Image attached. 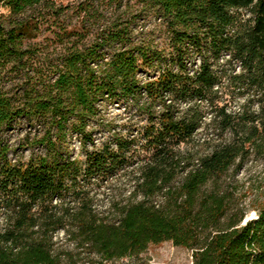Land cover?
Wrapping results in <instances>:
<instances>
[{"label": "trees", "instance_id": "trees-1", "mask_svg": "<svg viewBox=\"0 0 264 264\" xmlns=\"http://www.w3.org/2000/svg\"><path fill=\"white\" fill-rule=\"evenodd\" d=\"M148 18L158 30L136 33ZM102 102L133 107L141 139L88 149ZM23 125L43 153L14 156ZM251 153L264 0H0V264H113L162 241L192 264H264V202L243 222L227 178Z\"/></svg>", "mask_w": 264, "mask_h": 264}, {"label": "rangeland", "instance_id": "rangeland-1", "mask_svg": "<svg viewBox=\"0 0 264 264\" xmlns=\"http://www.w3.org/2000/svg\"><path fill=\"white\" fill-rule=\"evenodd\" d=\"M157 24V21L153 20V18H148L145 21L138 22L135 32L157 29ZM154 35L156 36L154 37L155 41L162 43V36L158 32ZM4 81L8 80L5 79ZM99 107V116L94 119L93 124L89 128L92 133L91 141L87 143L88 149L100 148L114 134L141 139L139 126L145 121L136 114L133 107L122 103L110 104L106 102H102ZM36 132V129L23 125L5 134V139L9 145L16 149L14 156L26 158L31 152L43 153V149L40 146H29L28 142ZM67 147L70 157L83 159L82 145L77 135L73 134L69 137ZM227 178L229 189L234 194L235 207L238 212L244 214L243 222L255 217L257 209L264 202V155L259 153L249 154L241 162L240 166L234 167L228 173ZM125 181L126 178L123 177L121 181L114 184L115 189L122 196H126L130 189L129 183H125ZM102 185L104 186L100 188L97 194L98 205L106 207V181ZM55 238L59 240V244H67L62 232L57 234ZM76 259L78 264H88L87 260L89 257L87 253H81L76 256ZM192 261L193 256L190 249L174 245L171 241H162L148 245L146 250L138 256L118 259L113 264H192Z\"/></svg>", "mask_w": 264, "mask_h": 264}]
</instances>
